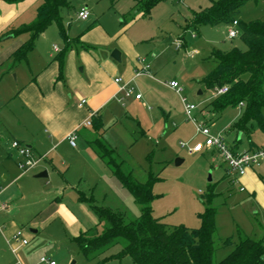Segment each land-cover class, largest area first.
Segmentation results:
<instances>
[{"label": "rangeland", "instance_id": "374dc122", "mask_svg": "<svg viewBox=\"0 0 264 264\" xmlns=\"http://www.w3.org/2000/svg\"><path fill=\"white\" fill-rule=\"evenodd\" d=\"M69 1L70 10L61 11L68 35L87 30L94 20L103 23L112 32L121 29V15L128 12L135 3V0ZM41 2L42 0H34L20 16V20H23L21 22H30L34 17V10ZM210 4L211 0H162L152 7L149 14L141 15L132 24L130 31L144 28L149 34L146 48L150 55H155L151 71L156 83L146 92L141 88L138 91L143 96L142 102L145 99L151 100L147 105L135 103L133 95L122 101L121 117L117 123L106 126L105 136L114 147L116 146L118 156L130 168L135 180L144 184L150 175L157 177L152 184V193L155 196L151 203L152 212L168 226L199 227V214L203 212L207 197L213 191L210 204L217 209L214 259L219 261L234 246L223 245L222 239L231 238L237 241V229L255 240H262L264 244V182L260 178H264V164L258 167L256 179L246 185V191L241 192L236 183L233 187L228 184L226 170L219 162V155L187 151L188 146L205 139L199 135L195 122L205 120L213 136L222 135L226 142H229L232 136L227 126L237 120L242 110V105H236L226 107L221 112H213L210 101L214 96V89L207 88L200 82L213 66L209 59L212 48L246 49L240 38L238 25L233 26L237 35L232 38L228 36L230 22L206 24L198 28L188 26L187 19L190 18L191 12ZM84 5L92 13L86 21L76 14L77 9ZM235 19L239 22L264 19V0L245 2ZM193 33L197 34L196 38L192 37ZM45 34L52 40V44H62L63 40L56 24H51ZM28 37V34H21L5 42L27 40ZM40 37L41 35L38 38ZM165 39L171 41L163 42ZM177 43L182 45L178 46ZM152 44L154 48L150 47ZM23 63L21 64L24 65ZM10 73V79L15 80L16 70ZM140 79L135 82L137 87ZM172 79L182 87L180 94L166 85V82ZM3 92L4 87H1L0 96ZM181 97L196 105L192 113L194 120L186 117ZM141 129L144 135L140 134ZM251 131L252 140L264 143V131L260 130L255 122L252 123ZM240 139V149L247 148L246 135H240ZM72 150L74 148L68 143L58 149L60 155L55 159L56 170L50 172L49 178L39 177L37 184L23 189V203L34 200L36 196L33 191L48 189V182L61 183L66 180L69 187L82 190L93 203L121 210L128 218H136L139 215V207L128 190L113 180L108 171L104 174L92 164L80 166L79 162L78 165ZM176 159L180 161L177 163ZM44 162L42 160L39 165ZM63 162H69L71 166L65 168ZM18 184L16 183L15 187ZM90 217V226H94L97 217L93 211ZM22 228L27 235L38 236L37 240L29 241L27 245L35 248L32 264H41L38 262L41 256L52 259L57 264H133L129 256L114 257L120 251V244L112 246L94 259H87L67 237L65 228L59 222H54L40 234H31L27 224ZM100 230L98 227V231Z\"/></svg>", "mask_w": 264, "mask_h": 264}, {"label": "crops", "instance_id": "0c3cea01", "mask_svg": "<svg viewBox=\"0 0 264 264\" xmlns=\"http://www.w3.org/2000/svg\"><path fill=\"white\" fill-rule=\"evenodd\" d=\"M33 2L34 0H23L8 3L0 0V34L9 28L26 23L21 22L23 20H20V16ZM88 10L89 16L85 21L92 16L89 8ZM128 12L121 15V29L113 32L103 23L94 20L87 30L78 34L69 33L70 45L64 56L61 76L55 55L65 47L64 41L62 46L52 44V40L48 39L44 31L40 34L41 37L37 38L27 60L22 61L24 65L21 64L22 62L13 65L10 54L26 39H17L10 43H6V40L13 36L7 35L0 39V88L4 87V92L0 96V204L1 202L7 204L5 209L0 208V264H32L31 259L35 248L27 245L29 241L37 240L38 236L27 235L24 230V235L28 239L25 245H21L12 238L14 232L26 224L29 225L31 234H40L54 222H59L72 241L81 231L91 227L89 221L92 209L80 198V195L85 193L78 188L69 187L66 180L61 183L48 182L47 184H50L48 189L32 192L36 196L34 200L29 203L22 201L25 199L22 194L23 189L37 184L36 180H39L37 179L39 177L36 175L39 172L46 171V177L49 178L50 172L56 170L55 159L60 155L58 149L63 144L68 143L74 148L72 152L76 156L78 165L92 164L104 174L108 171L111 178L121 184L104 162L89 148L87 141L95 136L92 120L96 119L105 128L104 139L116 150V146L114 147L105 136V131L106 126L109 127L118 122L122 113V101L127 99L121 98L118 92L119 86L126 83L132 86L135 92L140 91V88L146 92L152 84L156 83L151 71L155 55L154 53L150 55L146 48L149 34L144 28L130 31V27L141 17V14H137L135 18L123 25L122 18L127 16ZM196 37L197 34L193 38ZM166 40L163 42H167ZM150 47L155 46L152 44ZM115 48H118L120 52V61H116L110 55ZM141 57H144L145 62L149 64L147 73L138 72L142 66L139 61ZM13 70H16L15 80L9 77ZM116 78H121V83L115 82ZM138 78H141L137 82L139 87L135 83ZM183 98L181 97V101ZM142 99L141 95L140 98H135L134 102L147 105L151 101L145 99L142 102ZM82 100H84L83 103ZM87 120H90V125L84 124ZM203 123L208 127L205 120ZM232 123L227 126V129L231 131V141L224 140L233 150H252L264 144L252 140V131L247 136L244 132L231 129ZM73 131L77 135L75 146H72L68 139ZM140 134H145L142 129ZM242 134H245L248 140L247 148L244 149H240ZM199 135L203 136L201 133ZM12 140H18L27 145L34 155H45L43 160L45 162L41 165L38 163V167L22 172L17 165L19 157L11 148ZM196 153L218 155L211 147H205ZM219 162L226 170L228 184L233 187L236 183L241 192L246 191V185L250 184L254 178L256 179L258 167L264 164V161H261L258 165L250 166L239 178V182H234L232 180L234 173L228 172L221 158ZM62 165L65 168L71 166L69 162H63ZM260 178L264 182V178ZM16 183H19L17 187H15ZM240 186L244 189L240 190Z\"/></svg>", "mask_w": 264, "mask_h": 264}, {"label": "trees", "instance_id": "16d2710c", "mask_svg": "<svg viewBox=\"0 0 264 264\" xmlns=\"http://www.w3.org/2000/svg\"><path fill=\"white\" fill-rule=\"evenodd\" d=\"M17 3L23 0H4ZM162 0H135L127 16L122 18L123 25L137 14H149L153 6ZM249 0H211L208 7L192 11L187 19L188 26L219 23H232L240 8ZM69 0H42L36 8L34 18L0 34V39L28 34V39L11 54L12 64L26 61L34 49L35 41L51 24H56L65 47L55 55L62 74L64 56L70 45L67 29L63 25L62 9L70 10ZM240 38L246 49L232 47L229 50L213 48L209 59L213 66L200 82L207 88L226 86L227 90L213 96L210 101L213 112H221L226 107L242 105L239 118L230 128L251 133L255 122L264 131V19L239 22ZM95 136L87 141L89 148L104 162L121 185L132 195L139 207L136 218H128L121 210L93 203L83 193L81 200L87 202L97 217V222L73 238L78 250L87 258L94 259L116 244L120 251L115 258L129 256L133 264H264V244L255 240L244 231L237 229V241L222 239V244H233V249L221 260L214 259L216 246L215 206L210 204L213 191L207 197V205L199 214L201 224L190 228L184 225L168 226L152 212V184L157 177L150 175L146 183H140L132 176V171L118 156L117 151L103 137L105 128L99 120H92ZM98 227L101 228L98 231ZM113 257V258H114Z\"/></svg>", "mask_w": 264, "mask_h": 264}, {"label": "built area", "instance_id": "2783aa9c", "mask_svg": "<svg viewBox=\"0 0 264 264\" xmlns=\"http://www.w3.org/2000/svg\"><path fill=\"white\" fill-rule=\"evenodd\" d=\"M77 16L81 19H86L89 16V10L87 6H81L77 11ZM237 24L236 20L231 23V27L228 28V36L230 38L235 37L237 35V30L233 28ZM196 36L195 33L192 34V37ZM178 46L181 43H177ZM139 61L142 63V66L139 68V73H147L149 69V64L145 62V58H139ZM115 82L121 83V78H116ZM166 85L170 88L174 89L176 92H181L183 89L179 86L178 82L175 80H170L166 82ZM227 90L226 86L218 87L214 89V95H219L224 93ZM118 92L121 94V98H128L130 96H134L135 98H140L141 94L139 92H135V89L128 84H121L119 86ZM184 105V113L187 118L194 120L192 116L193 111L196 109V105L194 103H189L186 101L185 98L182 99ZM82 103L84 100L81 101ZM85 125H90V120L85 121ZM197 126V131L204 136L203 142H196L193 146H188L187 151L197 152L203 150L205 147L213 148L219 157L223 160L226 164L228 172L234 173V178L232 179L234 182H239V178L242 177L246 170L252 165H258L261 161H264V145L252 149V150H243V151H236L230 148L227 143L225 142L222 135L213 136L210 133L209 127L205 126L202 122H195ZM76 132L70 133L68 136L69 142L72 146H75V139H76ZM11 148L15 151L16 155L19 157L17 161L18 167L21 169L22 172H25L35 166L38 165L39 162L44 160L45 155H34L31 149L19 142L18 140L11 141ZM240 190H243L244 187L240 186ZM7 204L5 202H1L0 208L5 209ZM1 230V227H0ZM12 238L20 243L21 245H25L28 242V239L24 235V229L19 228L17 229ZM41 263L45 264H56L54 260H50L45 256H41L39 258Z\"/></svg>", "mask_w": 264, "mask_h": 264}, {"label": "water", "instance_id": "95a60500", "mask_svg": "<svg viewBox=\"0 0 264 264\" xmlns=\"http://www.w3.org/2000/svg\"><path fill=\"white\" fill-rule=\"evenodd\" d=\"M8 36H12L11 34L10 35H8ZM171 39H167L166 41H170ZM110 55H111V57L113 58V59H115L116 61H120V52H119V50L118 49H113L112 51H111V53H110ZM180 161V159H176V162L178 163ZM47 176V173H46V171H42V172H39L37 175H36V177H46Z\"/></svg>", "mask_w": 264, "mask_h": 264}]
</instances>
